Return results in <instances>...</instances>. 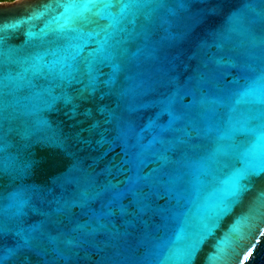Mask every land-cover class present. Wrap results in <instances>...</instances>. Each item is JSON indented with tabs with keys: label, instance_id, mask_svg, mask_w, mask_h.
Wrapping results in <instances>:
<instances>
[{
	"label": "water",
	"instance_id": "1",
	"mask_svg": "<svg viewBox=\"0 0 264 264\" xmlns=\"http://www.w3.org/2000/svg\"><path fill=\"white\" fill-rule=\"evenodd\" d=\"M41 2L0 4V22ZM66 9L82 15L62 31ZM105 36L112 56L90 68ZM246 165L264 174V0H61L4 33L0 264H187L241 179L200 264L260 207ZM249 249L264 264V220Z\"/></svg>",
	"mask_w": 264,
	"mask_h": 264
},
{
	"label": "snow or ice",
	"instance_id": "2",
	"mask_svg": "<svg viewBox=\"0 0 264 264\" xmlns=\"http://www.w3.org/2000/svg\"><path fill=\"white\" fill-rule=\"evenodd\" d=\"M61 2V0H42V2L26 17L19 18L18 21L14 22H0V48H4V33L6 31H11L19 26L21 22H30L31 19L38 17L41 14H46L51 5ZM88 3L99 2V0H87ZM127 8V5H125ZM84 9V11H86ZM66 14L68 19L61 26V30H71L69 29V24L72 22L74 16L82 15L81 13L71 12V10L66 9ZM108 39L109 36H105L104 41L100 42L98 47L88 54L86 62L91 66L95 63L97 57L109 59L112 53L108 51ZM73 58L81 55L82 47L80 45L73 46ZM249 172L245 175L246 177L254 175H264L261 173H251V165H246ZM241 179H234L230 190L212 207L211 211L207 214L205 221L202 223L201 227L198 229L197 234L189 242L188 246L184 249V258L187 260V264H197L200 260V253L203 251V245L207 240L217 231L224 218L227 217L233 207V205L241 199L242 195L246 191V185L241 183ZM260 207H252L248 209L249 215L246 217L245 222L240 225L231 227L230 231L217 243L213 241V247L215 250V255L210 253L204 254V259L200 261V264H229V260L234 257H239V264H246L249 258L252 256V250L249 249L246 255L241 256V249L243 247V242L248 239L251 232L255 228L257 218L259 220H264V196L259 198ZM222 242V243H221ZM254 247V245H253Z\"/></svg>",
	"mask_w": 264,
	"mask_h": 264
},
{
	"label": "flooded vegetation",
	"instance_id": "3",
	"mask_svg": "<svg viewBox=\"0 0 264 264\" xmlns=\"http://www.w3.org/2000/svg\"><path fill=\"white\" fill-rule=\"evenodd\" d=\"M14 1L15 0H0V4H3V3H12Z\"/></svg>",
	"mask_w": 264,
	"mask_h": 264
}]
</instances>
